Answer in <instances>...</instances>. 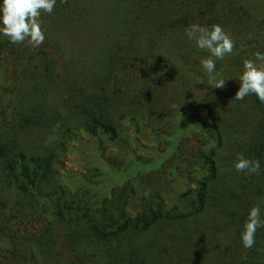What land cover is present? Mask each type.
Instances as JSON below:
<instances>
[{
	"label": "trees",
	"instance_id": "16d2710c",
	"mask_svg": "<svg viewBox=\"0 0 264 264\" xmlns=\"http://www.w3.org/2000/svg\"><path fill=\"white\" fill-rule=\"evenodd\" d=\"M41 20L39 47L0 34V264H264V227L241 236L252 206L264 219V103L235 99L264 0H56ZM193 23L234 40L214 58L223 89ZM202 87L173 138L175 103ZM69 151L83 172L59 171Z\"/></svg>",
	"mask_w": 264,
	"mask_h": 264
},
{
	"label": "clouds",
	"instance_id": "9594fccd",
	"mask_svg": "<svg viewBox=\"0 0 264 264\" xmlns=\"http://www.w3.org/2000/svg\"><path fill=\"white\" fill-rule=\"evenodd\" d=\"M67 3V0H61ZM56 5V0H3L0 5V34L7 37L11 43L20 44L25 40L33 48L39 47L45 39L41 14H51ZM189 40H193L200 49L208 50L211 55L200 61L208 74V85L223 89L226 79L217 77L215 59L223 60L226 54H231L235 43L230 33L226 32L220 24H213L210 28L193 23L185 29ZM251 38V36L249 37ZM215 58V59H214ZM240 87L235 94L236 100H243L246 96L255 95L264 103V54L257 51L255 60L246 59L243 64V72L239 77ZM237 172L245 175L259 174L260 162L237 154L234 165ZM151 189L144 192L148 197ZM264 227V219L261 216L259 204L251 207L247 221L242 232V242L245 248H251L255 244V235L259 228Z\"/></svg>",
	"mask_w": 264,
	"mask_h": 264
},
{
	"label": "rangeland",
	"instance_id": "374dc122",
	"mask_svg": "<svg viewBox=\"0 0 264 264\" xmlns=\"http://www.w3.org/2000/svg\"><path fill=\"white\" fill-rule=\"evenodd\" d=\"M203 88L205 87L199 88L197 90L193 89V91L186 95L181 101L175 103L174 107L177 109L176 112L179 118L177 126L178 129L175 130L173 138L190 131V128L192 127V125H190L192 120L194 118L196 119V117H199V115L196 114V108H199L200 112L203 111V106L200 103V93L202 92ZM223 105H225L224 101L220 103L219 107ZM192 113L196 114V117L192 115ZM139 140L141 142L148 143L147 137L145 135H140ZM60 159L62 166V169L59 170L60 172L68 171L69 173H78L84 171L85 161L77 152L69 151Z\"/></svg>",
	"mask_w": 264,
	"mask_h": 264
}]
</instances>
